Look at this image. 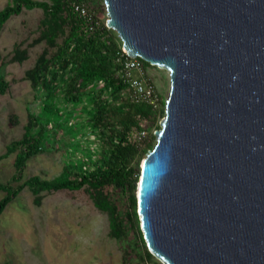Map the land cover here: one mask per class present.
Instances as JSON below:
<instances>
[{
    "label": "water",
    "instance_id": "obj_1",
    "mask_svg": "<svg viewBox=\"0 0 264 264\" xmlns=\"http://www.w3.org/2000/svg\"><path fill=\"white\" fill-rule=\"evenodd\" d=\"M130 58L168 72L138 216L163 264H264V0H103Z\"/></svg>",
    "mask_w": 264,
    "mask_h": 264
},
{
    "label": "trees",
    "instance_id": "obj_2",
    "mask_svg": "<svg viewBox=\"0 0 264 264\" xmlns=\"http://www.w3.org/2000/svg\"><path fill=\"white\" fill-rule=\"evenodd\" d=\"M72 1L12 0L0 11V29L25 10L40 9L44 14L40 36L28 47L17 44L9 63L23 64L29 59L30 47L45 44L24 77L35 93L38 110L28 109L24 136L10 143L0 157L15 155V175L10 182L0 183V193L4 194L0 216L26 188L37 206L42 204L43 193L84 189L95 207L108 215L111 235L117 240L126 239L128 223L131 232L138 235L145 256L151 259L140 227L137 188L141 163L156 142L151 140L139 149L129 144L128 138L133 129L140 128L139 117L156 119L157 114L151 105L133 103L127 97L116 63L122 43L117 33L106 26L107 17H100L96 11L99 8L93 6L103 0H77L90 3L102 23L93 33L87 32L83 20L72 12ZM102 8L105 10L103 4ZM7 64L2 61L0 65V95L10 88L4 73ZM145 66L153 67L147 62ZM161 114L164 117L165 111ZM54 152H62L64 165L59 176L25 179L31 159ZM112 191L128 199L125 218ZM135 246L140 247L134 243V250Z\"/></svg>",
    "mask_w": 264,
    "mask_h": 264
},
{
    "label": "rangeland",
    "instance_id": "obj_3",
    "mask_svg": "<svg viewBox=\"0 0 264 264\" xmlns=\"http://www.w3.org/2000/svg\"><path fill=\"white\" fill-rule=\"evenodd\" d=\"M11 1L0 0V11ZM102 4L99 1L93 6L99 8L96 11L100 17L106 18ZM43 16L40 9L25 10L0 29V65L2 61L8 63L4 73L10 84L8 92L0 95V157L10 143L24 136L28 109L38 110L35 93L24 77L35 65L45 44L30 47L29 59L23 64L9 61L17 44L25 43L24 47H28L40 36ZM145 76L154 82L158 96L157 118L146 123L148 144L154 140L164 118L161 112L165 111L164 103L169 97L170 77L168 72L154 66L146 69ZM14 159L15 155L0 158V183L10 182L15 175ZM63 165L62 152L34 157L28 163L25 179L33 176L53 179L61 174ZM42 196V204L37 206L26 188L0 216V264H163L155 257L145 256L138 235L131 232L128 223L129 236L115 239L108 215L95 207L86 190H62ZM3 197L0 193V200ZM112 198L125 218L129 209L127 197L112 191ZM134 243L140 247L135 246L134 250Z\"/></svg>",
    "mask_w": 264,
    "mask_h": 264
},
{
    "label": "built area",
    "instance_id": "obj_4",
    "mask_svg": "<svg viewBox=\"0 0 264 264\" xmlns=\"http://www.w3.org/2000/svg\"><path fill=\"white\" fill-rule=\"evenodd\" d=\"M70 7L72 12L83 20L87 32L93 33L101 28L102 23L90 3L73 0L70 3ZM116 57L118 77H120L127 87L126 93L128 99L133 103H146L151 105L154 111H156L158 96L154 82L145 76V61L141 58H130L123 51L122 45L121 51L117 53ZM139 121L140 128L133 129L132 133L129 135L128 143L139 149H143L148 145V132L146 126L148 120L139 117Z\"/></svg>",
    "mask_w": 264,
    "mask_h": 264
}]
</instances>
